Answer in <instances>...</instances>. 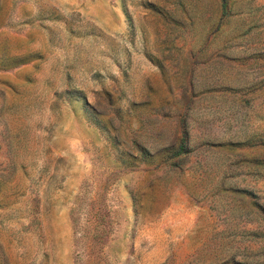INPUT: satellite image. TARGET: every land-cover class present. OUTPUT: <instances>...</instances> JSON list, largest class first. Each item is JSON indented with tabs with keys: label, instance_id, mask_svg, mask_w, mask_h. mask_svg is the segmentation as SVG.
Wrapping results in <instances>:
<instances>
[{
	"label": "rangeland",
	"instance_id": "374dc122",
	"mask_svg": "<svg viewBox=\"0 0 264 264\" xmlns=\"http://www.w3.org/2000/svg\"><path fill=\"white\" fill-rule=\"evenodd\" d=\"M0 264H264V0H0Z\"/></svg>",
	"mask_w": 264,
	"mask_h": 264
},
{
	"label": "trees",
	"instance_id": "16d2710c",
	"mask_svg": "<svg viewBox=\"0 0 264 264\" xmlns=\"http://www.w3.org/2000/svg\"><path fill=\"white\" fill-rule=\"evenodd\" d=\"M186 149V144L184 139H182V141L180 142L179 146H178V150L175 152V156H180L181 154H183L185 152Z\"/></svg>",
	"mask_w": 264,
	"mask_h": 264
}]
</instances>
